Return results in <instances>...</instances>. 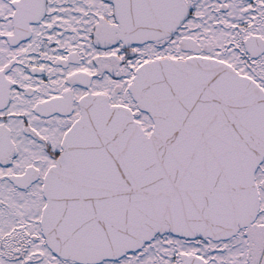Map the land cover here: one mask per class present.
<instances>
[{
  "label": "snow or ice",
  "instance_id": "snow-or-ice-1",
  "mask_svg": "<svg viewBox=\"0 0 264 264\" xmlns=\"http://www.w3.org/2000/svg\"><path fill=\"white\" fill-rule=\"evenodd\" d=\"M0 264H264V0H0Z\"/></svg>",
  "mask_w": 264,
  "mask_h": 264
}]
</instances>
